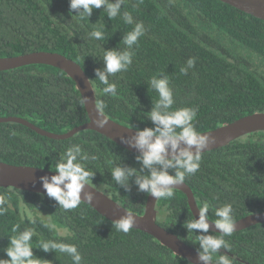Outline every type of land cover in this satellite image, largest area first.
<instances>
[{
	"label": "trees",
	"instance_id": "16d2710c",
	"mask_svg": "<svg viewBox=\"0 0 264 264\" xmlns=\"http://www.w3.org/2000/svg\"><path fill=\"white\" fill-rule=\"evenodd\" d=\"M135 2L127 0L121 13L130 11L148 31L139 38V46H133V64L109 78L117 84L114 96L102 92L95 69L104 67L103 48L125 50L122 38L134 25L120 16L110 20L103 8L94 9L88 18L73 16L69 0H0V57L46 50L72 58L86 72L96 103L105 104L103 113L141 130L153 127L146 113L158 94L148 88V81L160 73L167 75L173 89V109L198 108L194 123L200 132L264 111L262 19L220 0H143L133 9ZM94 29L103 30L105 38L89 39ZM190 57L196 58L195 67L182 75L180 68ZM82 99L75 81L57 67L30 64L0 71V116H19L49 131L67 132L89 120ZM73 143L99 157L87 162L96 172L92 186L129 210L144 213L149 194L138 192L131 182L125 190L110 174L121 162L139 169L138 153L91 129L54 139L18 122L0 123V160L8 163L54 168ZM185 182L198 206L210 204L211 220L216 219V208L226 203L232 204L235 221L264 212V131L204 152L200 170ZM0 198L5 209L0 215V258L8 259L4 249L16 234L12 226L18 224L20 231L34 229L31 246L40 264H72L66 253L39 249L41 240L75 244L82 264H193L140 229L117 231L86 202L64 210L45 193L2 186ZM155 211L160 225L198 247L197 234L183 227L193 219L184 191L174 189L173 198L158 199ZM224 238L236 264H264V223Z\"/></svg>",
	"mask_w": 264,
	"mask_h": 264
},
{
	"label": "clouds",
	"instance_id": "9594fccd",
	"mask_svg": "<svg viewBox=\"0 0 264 264\" xmlns=\"http://www.w3.org/2000/svg\"><path fill=\"white\" fill-rule=\"evenodd\" d=\"M127 0H69L70 11H75L73 16L87 15L89 18L94 9L103 8L107 17L112 20L120 16L125 24L134 25L131 31L124 34L122 38L125 50L104 49L102 60L103 68L95 69V77L104 85L102 92L105 95L117 94V84L110 81V77L116 73L125 72L133 64V46H139V38L146 35L148 29L142 21H135L130 11L121 13V8L126 5ZM143 0H136L132 8H137ZM89 39L103 40L104 32L94 29L88 33ZM196 64V58L190 57L184 66L180 68L182 75H187ZM158 94L155 103L146 113V117L152 122L153 127H145L142 130L135 128L134 135L122 136L120 141L131 148L138 150L135 156L140 168L127 166L122 162L111 170V178L117 185L129 190L130 184L137 186V191L151 195L155 200L170 199L174 197V189L184 185L188 176L195 175L199 170L203 153L215 143L211 135L202 134L198 131L194 121L197 117L198 108L181 107L173 109L175 104L174 92L170 81L164 73L154 75L148 81V88ZM87 97L80 101L86 103ZM103 101L98 102V116L92 123L96 128L102 129L108 123L103 118ZM133 126L128 128L132 130ZM99 157L86 152L79 143L69 145L64 153L56 160L54 168L50 171L54 175H43L39 178L42 188L47 197L53 199L57 205L64 210L78 208L82 202L92 204L94 191H85L86 186L91 189L96 172L87 167V162L96 161ZM131 182V183H130ZM4 200L0 198V205ZM198 218L194 217L183 225L187 232H195L198 239L196 248L197 258L200 264H236V256L232 253L230 243L224 237L231 236L236 231V221L233 215L232 204L226 203L215 210L216 219L210 220V204L205 201L197 207ZM5 209L0 207V215ZM136 217L131 212L113 221L117 231L125 234L136 224ZM35 223V220L32 221ZM214 226L213 235L210 228ZM20 225H13L9 237V245L4 249L8 259L0 258V264H40V258L33 253L31 242L35 231L25 227L20 231ZM39 249L44 252L66 253L72 259V264H82V254L75 244L55 242L52 240L39 242ZM226 250L222 253L220 250ZM218 254V259L213 261V256Z\"/></svg>",
	"mask_w": 264,
	"mask_h": 264
},
{
	"label": "water",
	"instance_id": "95a60500",
	"mask_svg": "<svg viewBox=\"0 0 264 264\" xmlns=\"http://www.w3.org/2000/svg\"><path fill=\"white\" fill-rule=\"evenodd\" d=\"M220 1L232 5L233 7L264 21V0ZM30 64L51 65L63 70L70 78H72L75 81L82 98H88L84 105L89 120L81 125L73 127L67 132L61 133L44 129L30 120L19 116H0V123L18 122L32 128L41 135L54 139L69 138L81 130L91 129L109 137L126 149L138 153V150L131 148L120 141L122 136L130 137L134 135L135 128L129 130L128 128H130V126L124 125L106 116L104 113L103 118H106L108 121L104 128L98 129L95 124L92 123V120H95L98 116L97 103L86 72L78 62L62 53L46 50H37L14 56L0 57V71ZM256 131H264V111L242 116L230 123L222 124L215 129L203 131L201 133L211 135L215 138V143L210 145L209 149L206 150L210 151L218 147L226 146L233 140ZM54 174L55 173L50 171V169L30 165H16L0 160V186L2 187H14L36 193H45L39 178L43 175L50 176ZM90 187L91 189L86 186L85 191H94L95 196L92 204L89 205L96 209L101 215L113 222L125 215V212H131L136 217L137 221L133 228L140 229L152 235L161 244L171 249L176 255H180L193 264H200L195 247L186 243L177 234L167 230L157 222V213L155 211L157 200L151 195H148L144 213H136L121 205L119 202L115 201L91 184ZM177 187L178 188L176 189L182 190L186 193L189 207L194 214V217L198 218L197 207L199 206L192 188L186 182H184V185ZM236 222V231L258 223H264V212L248 214L236 220ZM210 230L214 232L216 231L214 226L210 228Z\"/></svg>",
	"mask_w": 264,
	"mask_h": 264
}]
</instances>
